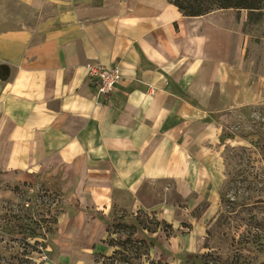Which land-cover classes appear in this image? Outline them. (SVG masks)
Returning a JSON list of instances; mask_svg holds the SVG:
<instances>
[{
    "label": "crops",
    "instance_id": "1",
    "mask_svg": "<svg viewBox=\"0 0 264 264\" xmlns=\"http://www.w3.org/2000/svg\"><path fill=\"white\" fill-rule=\"evenodd\" d=\"M2 2L0 176L60 177L77 207L46 264H104L101 217L150 205L173 224L171 189L213 190L224 124L255 101L235 20L187 18L168 0ZM88 64L120 70L109 97Z\"/></svg>",
    "mask_w": 264,
    "mask_h": 264
},
{
    "label": "rangeland",
    "instance_id": "2",
    "mask_svg": "<svg viewBox=\"0 0 264 264\" xmlns=\"http://www.w3.org/2000/svg\"><path fill=\"white\" fill-rule=\"evenodd\" d=\"M214 14L223 17V25L235 20L240 26L245 37L243 66L255 101L224 124L210 172L213 190L185 200L171 189L168 202L178 204L180 213L173 224L158 218L150 205L101 217L107 226L95 246L101 262L264 264V18L245 26L247 11ZM76 212L72 191L60 177L23 184L0 176V264H46L41 256L54 252ZM176 237L179 242L173 241Z\"/></svg>",
    "mask_w": 264,
    "mask_h": 264
},
{
    "label": "trees",
    "instance_id": "3",
    "mask_svg": "<svg viewBox=\"0 0 264 264\" xmlns=\"http://www.w3.org/2000/svg\"><path fill=\"white\" fill-rule=\"evenodd\" d=\"M187 18H203L216 12L235 10L248 12L245 26L259 23L264 18V0H168ZM102 220V219H101ZM155 233V232H153ZM145 241V240H144ZM141 241L140 243H143ZM153 245H151L152 248ZM98 260V259H97ZM98 262H101L98 260ZM104 264L105 260L102 261ZM162 264V263H158Z\"/></svg>",
    "mask_w": 264,
    "mask_h": 264
},
{
    "label": "built area",
    "instance_id": "4",
    "mask_svg": "<svg viewBox=\"0 0 264 264\" xmlns=\"http://www.w3.org/2000/svg\"><path fill=\"white\" fill-rule=\"evenodd\" d=\"M88 79L92 81L97 89V97H109L123 80L120 70L117 67L107 68L101 64H88ZM47 253L41 256L42 262H48Z\"/></svg>",
    "mask_w": 264,
    "mask_h": 264
}]
</instances>
